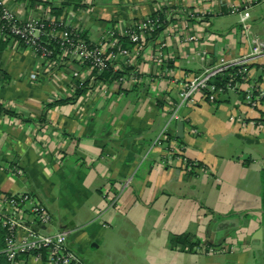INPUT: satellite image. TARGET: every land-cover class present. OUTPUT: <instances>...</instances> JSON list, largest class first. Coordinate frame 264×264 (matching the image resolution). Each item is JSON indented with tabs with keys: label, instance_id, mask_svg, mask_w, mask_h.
Masks as SVG:
<instances>
[{
	"label": "crops",
	"instance_id": "obj_1",
	"mask_svg": "<svg viewBox=\"0 0 264 264\" xmlns=\"http://www.w3.org/2000/svg\"><path fill=\"white\" fill-rule=\"evenodd\" d=\"M0 1L20 20L49 17L41 1ZM82 2L62 19L90 43L156 13L166 23L138 55L119 41L130 53L112 62L127 71L109 82L76 57L43 58L0 36V193L37 198L51 213L48 230H67L87 264H264V107L244 102L264 79V57L249 60L236 91L199 95L171 118L190 78L264 41V0ZM185 235L192 247L178 240ZM212 245L224 250L201 249Z\"/></svg>",
	"mask_w": 264,
	"mask_h": 264
},
{
	"label": "built area",
	"instance_id": "obj_2",
	"mask_svg": "<svg viewBox=\"0 0 264 264\" xmlns=\"http://www.w3.org/2000/svg\"><path fill=\"white\" fill-rule=\"evenodd\" d=\"M236 11V7L230 9V12ZM244 16L245 14H242V17ZM165 23L166 17L156 13L133 22L122 30L107 31L106 38L97 43H87L76 39L77 31L74 29L60 27L56 30L55 28L58 25L61 26L62 22L46 26L42 19L29 18L20 21L13 11L0 1V36L22 40L27 48L43 58H49L52 50L41 41V37L54 39L63 54L78 58L97 72H101L108 64L117 70V64L112 62L116 55L129 56L128 48L119 42L121 36L127 37L134 46L135 54L138 55L143 48L145 37L162 28ZM193 39L195 37L192 35L187 37V40ZM109 41H111L110 45L115 48L114 51H107L106 45ZM256 56L264 57V41L255 40L250 51L239 58L222 60L202 69L180 88L171 118H178V109L181 106L193 104L199 95L208 101H215L229 90L236 91L238 83L250 77L248 62ZM129 77L134 78V74H130ZM244 102L252 110L264 107V79L251 83V86L244 92ZM181 158L188 166H194V163L188 162L185 157ZM24 211L31 214L32 220L26 222ZM51 222V213L34 196L28 193H0V224L6 231L3 251L8 262L27 264V259L19 262L17 260L18 254L24 252L30 253L29 258L31 257L33 261L43 264H87L68 245L67 230L56 232L48 230ZM20 227L25 229V234L18 238L17 230ZM201 249L207 254H213L223 251L224 247L212 245L201 247Z\"/></svg>",
	"mask_w": 264,
	"mask_h": 264
},
{
	"label": "trees",
	"instance_id": "obj_3",
	"mask_svg": "<svg viewBox=\"0 0 264 264\" xmlns=\"http://www.w3.org/2000/svg\"><path fill=\"white\" fill-rule=\"evenodd\" d=\"M35 1V0H34ZM37 1H41V3L43 4V6H45L49 12V17L48 18H42V21L44 22V24H46V26H51V25H56L59 22H62L61 26L58 25L55 29L58 30L60 27L62 28H70L69 26H67L64 21H63V17L66 15V12L68 9H72V10H77L79 8H85L87 7V5L85 3L82 2V0H62L61 2H59L58 4H52L49 1L46 0H37ZM21 21V20H20ZM6 38H11L10 36H7ZM15 41L19 42L21 45L25 46V44L23 43L22 40H18L17 38H13ZM76 39L78 40H82L84 42L89 43L86 39L85 36L82 33L77 32L76 33ZM127 37L126 36H121L120 37V42H122L123 44H125ZM41 41L47 45L48 48H50L52 50V54L49 56L50 58H54L55 56H57L58 54H63V52L60 50L58 43L54 40V39H50L47 37L42 36L41 37ZM4 44V43H2ZM122 44V46H124ZM1 47V46H0ZM26 47V46H25ZM115 48L113 47L112 51H114ZM126 69L125 70H114L109 64L106 68L102 69L101 72H97L96 70H92V74L94 76V81H112V80H116L120 77H123L124 74L126 73ZM84 86V84L82 85ZM80 86V87H82ZM85 88H78L76 90V96L80 95L83 93ZM52 105V104H51ZM50 105V107H51ZM2 111H7L4 109L2 103H0V112ZM260 203H261V218H260V224L262 227V231H263V248H262V255L264 258V167L260 170ZM6 231L5 229L1 226L0 224V264H10L6 258V255L3 251L4 249V235H5ZM190 236L189 235H185L183 236L181 239L179 238L178 240L187 244L189 247H192V243L190 240ZM43 254H45L44 251H42ZM30 253H20L17 256V260L18 262L24 259L29 258Z\"/></svg>",
	"mask_w": 264,
	"mask_h": 264
}]
</instances>
